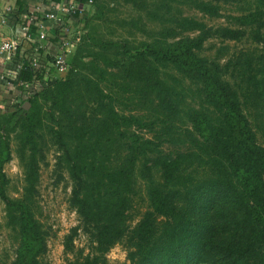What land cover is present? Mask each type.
<instances>
[{
	"label": "trees",
	"instance_id": "trees-1",
	"mask_svg": "<svg viewBox=\"0 0 264 264\" xmlns=\"http://www.w3.org/2000/svg\"><path fill=\"white\" fill-rule=\"evenodd\" d=\"M123 1L136 15L115 20L127 33L116 39L97 30L122 0H93L87 14L73 17L83 31L66 74L49 72L53 83L41 85L45 70L28 67L23 56L32 48L15 50L12 62L26 69L10 85L0 68V95L12 89L21 96L20 82L41 85L19 106L12 97L0 109V201L15 244L11 264H48L38 196L51 149L78 217L65 252H73L79 232L87 239V254L76 252L68 264H108L117 245L126 264H264V0H249L217 27L184 10L219 19L232 0ZM61 26L54 24L49 45L60 40ZM213 39L221 46L210 57L205 44ZM244 39L255 48L226 57L223 44ZM13 145L22 171L17 198L8 196L4 171Z\"/></svg>",
	"mask_w": 264,
	"mask_h": 264
},
{
	"label": "rangeland",
	"instance_id": "rangeland-1",
	"mask_svg": "<svg viewBox=\"0 0 264 264\" xmlns=\"http://www.w3.org/2000/svg\"><path fill=\"white\" fill-rule=\"evenodd\" d=\"M233 2L225 5L222 14L224 17L219 19H209L202 14L194 10H184V15L197 18L203 21L209 27L225 26L227 20L225 16L235 15L239 12V9L246 7L249 0H232ZM93 14V13H92ZM115 17H110L112 22L102 24L98 26L97 32L104 38L116 39L119 35H127L125 30L120 29L115 20L125 19L135 16L136 12L130 5L120 2L116 7ZM116 18V19H115ZM84 22L80 24L78 29L83 31ZM151 28H156L154 25H149ZM140 38V36H138ZM212 44L215 48H212ZM228 45L227 56L237 53L240 50L254 49L255 46L247 40L240 42L224 43L223 46ZM221 46V43L217 39H213L205 44L206 51L204 54L210 57L215 56L216 49ZM13 158L4 166V171L10 180L8 188V196L11 198H17L22 189V171L18 164V160L14 155ZM55 152L53 149L46 156V163L41 167L40 183H39V206L41 211V221L48 232L47 239V252L44 255V259L48 264H68L73 259V255L82 250L83 254H87V239L79 232L74 239L73 252H65L64 239L70 233L71 229L78 224V217L75 212L68 206V197L70 194V183L67 179V174H64V180H58L57 173L55 172ZM143 196V195H142ZM136 213V212H135ZM138 217L135 215L134 220ZM5 212L4 204L0 201V264H11L14 259L15 244L11 238L9 229L5 224ZM108 264H126V252L120 245L113 247L107 254Z\"/></svg>",
	"mask_w": 264,
	"mask_h": 264
},
{
	"label": "built area",
	"instance_id": "built-area-1",
	"mask_svg": "<svg viewBox=\"0 0 264 264\" xmlns=\"http://www.w3.org/2000/svg\"><path fill=\"white\" fill-rule=\"evenodd\" d=\"M93 5V0H88L86 4H77L72 0H60L58 3H54L52 0H35V12L26 16L18 30L22 34V38L26 40L32 48V55L23 57L29 62L28 67L35 68V70L43 68L45 70L44 78L41 85H48L53 83L57 77L51 76L50 71H56L57 76L62 77L66 74L70 67V60L73 52L76 48L77 37L81 34L78 29V22H74L73 17L78 16L82 18L87 14ZM12 11L10 6H7L0 10V26H6L8 23V15ZM39 12L42 14V21L37 22L34 14ZM46 22H51L53 25L62 23L60 28V40L56 45H51L54 52L48 50L47 55L52 58L51 61L46 60L47 55H39V50L46 49L48 42V31L45 25ZM35 26L37 29L33 33L31 27ZM54 38V37H53ZM20 41L11 38H3L0 41V56L2 57L3 70L1 79L5 81L8 86L16 77L18 70H25L22 62L13 63V54L19 47ZM24 54V53H23ZM36 82V81H35ZM38 82V81H37ZM24 93L20 96H16L11 102L12 106H19L21 100H24L30 91L38 90L41 85L35 83L32 86L27 83H19ZM4 108V105H2Z\"/></svg>",
	"mask_w": 264,
	"mask_h": 264
},
{
	"label": "crops",
	"instance_id": "crops-1",
	"mask_svg": "<svg viewBox=\"0 0 264 264\" xmlns=\"http://www.w3.org/2000/svg\"><path fill=\"white\" fill-rule=\"evenodd\" d=\"M10 6L12 10L18 11L20 9V15L18 19H11L8 16V23L6 26H0V41L3 38H11L14 40H19L20 45L17 49H19L20 55L26 52H29L31 50V45L22 38V34H20L18 27L22 23L23 19L30 15L31 13L35 12V0H0V10L3 8ZM48 31L49 38L48 40H52L54 36V28L53 24L51 22L45 23ZM53 25V26H52ZM78 26H80V23H78ZM48 49L51 52H54V49L51 45H49V41L46 43ZM3 62L2 57L0 56V68L3 70ZM18 96V93L14 92L12 89H8L7 91H4L2 95H0V109L2 105L4 104V101L6 99L12 98L13 99Z\"/></svg>",
	"mask_w": 264,
	"mask_h": 264
},
{
	"label": "water",
	"instance_id": "water-1",
	"mask_svg": "<svg viewBox=\"0 0 264 264\" xmlns=\"http://www.w3.org/2000/svg\"><path fill=\"white\" fill-rule=\"evenodd\" d=\"M26 106H28V103H25L23 107H26Z\"/></svg>",
	"mask_w": 264,
	"mask_h": 264
}]
</instances>
